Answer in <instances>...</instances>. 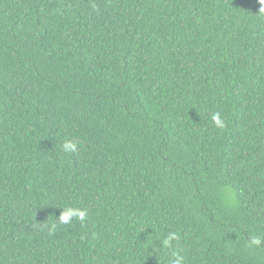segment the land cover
<instances>
[{
  "label": "trees",
  "instance_id": "1",
  "mask_svg": "<svg viewBox=\"0 0 264 264\" xmlns=\"http://www.w3.org/2000/svg\"><path fill=\"white\" fill-rule=\"evenodd\" d=\"M177 257L264 264V0H0V264Z\"/></svg>",
  "mask_w": 264,
  "mask_h": 264
},
{
  "label": "clouds",
  "instance_id": "2",
  "mask_svg": "<svg viewBox=\"0 0 264 264\" xmlns=\"http://www.w3.org/2000/svg\"><path fill=\"white\" fill-rule=\"evenodd\" d=\"M212 120L218 126H221V127L223 126L221 124V120H220L218 113L214 114L212 116ZM63 147H64V150L66 152H75L76 151V144L71 142V141L65 142ZM86 215H87V213L83 210L74 209V208H66L60 213L59 221L63 224H68L70 222V219L74 216L77 217L79 220L83 221L85 219ZM164 243L167 244L168 240H165ZM254 243H259V240L258 239L254 240ZM180 261H181V258L177 257L174 264H180Z\"/></svg>",
  "mask_w": 264,
  "mask_h": 264
}]
</instances>
